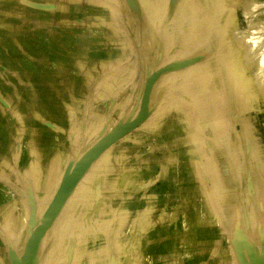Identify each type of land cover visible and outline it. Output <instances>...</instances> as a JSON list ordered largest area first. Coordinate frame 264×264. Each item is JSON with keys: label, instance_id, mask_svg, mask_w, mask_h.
Returning a JSON list of instances; mask_svg holds the SVG:
<instances>
[{"label": "crops", "instance_id": "crops-1", "mask_svg": "<svg viewBox=\"0 0 264 264\" xmlns=\"http://www.w3.org/2000/svg\"><path fill=\"white\" fill-rule=\"evenodd\" d=\"M233 2L0 0V264L159 69L147 118L90 166L23 264H243L264 251V80L248 60L264 21L239 29Z\"/></svg>", "mask_w": 264, "mask_h": 264}, {"label": "water", "instance_id": "water-1", "mask_svg": "<svg viewBox=\"0 0 264 264\" xmlns=\"http://www.w3.org/2000/svg\"><path fill=\"white\" fill-rule=\"evenodd\" d=\"M162 74V71L156 70L149 74L145 80L140 97L138 110L134 116L125 120L108 130L105 134L94 140L89 147L70 164L66 174L61 178L51 199L46 205L42 216L38 220L34 231L28 239V247L18 259L13 260L12 264H23L32 249L43 239L48 229L53 224L63 204L73 191L77 182L88 172L90 166L114 143L123 136L139 127L147 118L149 113L150 92L156 79ZM264 251L248 250L244 255L243 264H264L262 259Z\"/></svg>", "mask_w": 264, "mask_h": 264}, {"label": "rangeland", "instance_id": "rangeland-1", "mask_svg": "<svg viewBox=\"0 0 264 264\" xmlns=\"http://www.w3.org/2000/svg\"><path fill=\"white\" fill-rule=\"evenodd\" d=\"M260 1L264 2V0H260ZM247 3H248L247 0H236V2H233V4H235L233 7H234V9H237L238 6H240V8H241V12H239V13L237 12V14H238L237 18H238V23H239V27H240V28L239 27L238 28L241 29V30L250 31V30H254L255 29L254 26L259 24L258 21H264V12L262 13L263 14L262 17L254 15L256 13V11H250V8H249L250 5H247ZM254 8L258 9L259 8L258 4H255ZM248 23H250L249 24L250 27L248 26ZM75 34H80L81 35L83 33L79 31V32H75ZM257 34H259V33H257ZM234 36H235L234 41L235 40H239L240 38L247 37V36L242 37L241 35H239L237 33L234 34ZM261 37L263 39L262 41H264V36L261 35ZM98 41H99V39H98ZM261 45L264 46V42H262ZM257 53L258 54H260V53L264 54V47H261V49H260V47L258 45V47H256V49L252 50V53L249 52V54H248L249 56L251 55L252 58L250 59L249 57H247V59L249 58L248 60L253 62V67H252V73L253 74L257 70V67H258L257 62L259 63V68H260L259 74H260L261 78L264 80V57H261V58L258 57V61H257V59L255 57L256 55H258ZM2 126H3V124L0 123V129H2ZM134 139H135V137H134V135H132V136L129 137L128 141L129 140L132 141ZM171 139L176 144L179 142V140L175 139V137H171ZM161 140L162 141H166L164 136H162ZM42 142H43V144H42ZM55 143H58V138H57L56 134H52L51 136L42 137L41 139H39V145L42 146L43 149H45V146L47 147V149L49 147H55L56 146ZM129 144L131 145L133 143L129 142ZM48 152H49V150H48Z\"/></svg>", "mask_w": 264, "mask_h": 264}, {"label": "bare ground", "instance_id": "bare-ground-1", "mask_svg": "<svg viewBox=\"0 0 264 264\" xmlns=\"http://www.w3.org/2000/svg\"><path fill=\"white\" fill-rule=\"evenodd\" d=\"M260 4H258V7H259Z\"/></svg>", "mask_w": 264, "mask_h": 264}]
</instances>
